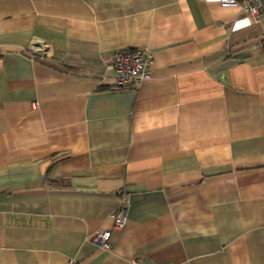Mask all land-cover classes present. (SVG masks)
Wrapping results in <instances>:
<instances>
[{
	"label": "crops",
	"instance_id": "obj_1",
	"mask_svg": "<svg viewBox=\"0 0 264 264\" xmlns=\"http://www.w3.org/2000/svg\"><path fill=\"white\" fill-rule=\"evenodd\" d=\"M127 49L153 52L152 76L117 90ZM107 230L109 250L91 241ZM72 260L264 264V18L0 0V264Z\"/></svg>",
	"mask_w": 264,
	"mask_h": 264
},
{
	"label": "built area",
	"instance_id": "obj_2",
	"mask_svg": "<svg viewBox=\"0 0 264 264\" xmlns=\"http://www.w3.org/2000/svg\"><path fill=\"white\" fill-rule=\"evenodd\" d=\"M224 6H237L250 15L256 23L264 18V0H221ZM155 57L150 49H127L118 51L112 58L115 70V89L124 90L138 86L141 82L149 80L152 76V68ZM37 104L35 105V107ZM121 194H123L121 192ZM123 203L114 213L111 214L113 229L121 230L128 221L125 196ZM91 241L102 249L109 250L112 247L111 231H103L92 236ZM74 260L69 264H74ZM134 264L138 260L133 261Z\"/></svg>",
	"mask_w": 264,
	"mask_h": 264
}]
</instances>
